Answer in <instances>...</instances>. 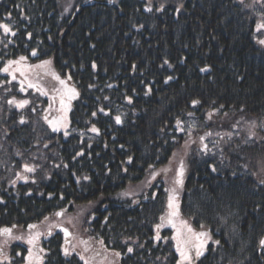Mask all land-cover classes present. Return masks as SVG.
Here are the masks:
<instances>
[{
    "label": "trees",
    "instance_id": "obj_1",
    "mask_svg": "<svg viewBox=\"0 0 264 264\" xmlns=\"http://www.w3.org/2000/svg\"><path fill=\"white\" fill-rule=\"evenodd\" d=\"M63 2L0 0V25L11 29L0 27V230L11 229L0 238L39 234L38 251L40 234L63 213L67 226L89 228L92 240L119 250L121 264H177L172 241L154 238L168 210V183L161 174L150 180L167 165L176 174L189 147L177 197L181 236L191 235L186 227L205 228L219 241L197 264H264V176L256 170L264 140L254 137L264 128L253 137L246 129L264 121V7L251 0H75L62 14ZM21 55L49 60L76 88L67 136L43 117L56 100L52 78L38 76L46 93L22 91L2 72ZM23 99L30 104L18 107ZM225 131L233 136L226 145L214 140L206 151L194 142ZM25 165L34 171L23 179ZM45 248L47 258H63L58 245Z\"/></svg>",
    "mask_w": 264,
    "mask_h": 264
},
{
    "label": "rangeland",
    "instance_id": "obj_2",
    "mask_svg": "<svg viewBox=\"0 0 264 264\" xmlns=\"http://www.w3.org/2000/svg\"><path fill=\"white\" fill-rule=\"evenodd\" d=\"M253 4H255L256 9H261V6L264 7V0H251ZM75 0H64L62 3V14H67L70 9L72 8ZM259 15V21H258V29H264L259 27L260 25H264V13H258ZM35 53V55H33ZM31 56H36V51L31 52ZM24 57V60H21L20 58ZM9 61H14L17 63L9 64ZM6 65H4V68H8V71L5 72L2 69L3 73H6L10 76L11 80H16L19 83V88L22 91L33 89L36 92H44L46 93L48 86L47 84L43 83L41 80L38 79L39 75H44L47 78H52L54 82V86H52L51 90L54 94V97L56 98L54 108L46 107V109L43 111V114L45 117L46 122L48 123L49 127L54 131L55 133H64L65 136H67L65 133H69V127H70V112L72 109V103L77 97V90L74 87V85L69 81L67 78L63 77L57 70H54L51 67L49 60H34L28 55H21L17 58L10 59ZM47 62V63H45ZM59 77V79H56V77ZM15 77V78H13ZM35 77V78H34ZM63 80L64 83H60V81ZM29 84L33 85V87H29ZM52 85V84H51ZM74 90V92H73ZM14 101V100H12ZM21 101H27L24 105L30 104V99H23ZM21 101H19L17 104H19ZM52 123H49V122ZM54 125L58 130H54ZM250 125V124H249ZM247 125V135L250 137L254 136L253 129L256 128H264V121H261L258 123V125H254V122H252V125ZM193 130V127L191 128ZM232 134L229 132H209L207 135L201 136L200 134L197 136H194V142L198 143L203 150H211L212 143L215 142L214 140L220 141L221 145H226L231 142L232 140ZM259 139L264 140V133H260L257 136ZM183 152V178L179 175L180 170L176 172L173 176L170 177V172L173 170V166L167 165L163 166L161 169H157L152 173L150 182L156 183L158 175H164L166 177L167 183H168V189H167V206L168 210L166 214L163 215L161 221H160V227L161 229H170L171 233L170 235H164L162 232H159L158 227L155 228L156 232L154 235V238L157 239V235H159L160 238L163 237V239L166 241L170 239L172 241L173 247L175 248L177 254H178V263L177 264H197V260L194 258H191L190 260H182L181 252L178 251V247L186 252L189 255L188 248L190 247L189 243L194 244L195 246L199 245L202 241L206 240V243L204 244V247L206 248L209 243L218 241L215 240L211 234V232L207 231L205 228L196 230L192 227H186L184 228L186 230V234L189 232V228H191V232H189L190 236H188L187 239L183 240L180 232V228L184 227V217L182 215L179 203L177 201V197L181 194L183 190V182L185 179V176L187 175L188 171V155H189V147H185L182 149ZM30 168H33L30 165H27ZM34 169V168H33ZM23 171L19 172V176L23 177V179H26L27 174L29 171L26 170L25 166L22 169ZM256 170L258 177L264 176V157H260L256 161ZM32 172V171H31ZM170 178V179H169ZM178 179H182V184H178L176 181ZM170 197H174L173 205L174 207H169V200ZM173 212L175 214L173 215ZM158 226V225H157ZM198 233H207L206 237H200L199 239L195 234ZM210 237V238H209ZM264 239V238H263ZM264 246V245H262ZM190 256V255H189ZM17 264H22L20 261L17 262Z\"/></svg>",
    "mask_w": 264,
    "mask_h": 264
},
{
    "label": "flooded vegetation",
    "instance_id": "obj_3",
    "mask_svg": "<svg viewBox=\"0 0 264 264\" xmlns=\"http://www.w3.org/2000/svg\"><path fill=\"white\" fill-rule=\"evenodd\" d=\"M67 221L63 218V213L59 215V219L54 223V227L47 234H40L42 236L41 243H39L38 251L36 246V239L33 238H11L10 235L1 234V243L3 244V251L0 255V264H121V255L119 250H113L110 247H102V245L92 240L90 233H93L91 229L83 228L81 225L71 224L67 226ZM63 227H67L71 231V236L66 238L65 234L61 231ZM32 239L33 242L29 243ZM18 245L19 248L15 249L13 245ZM50 245L59 246V254L63 258L51 260L47 258V254L50 251H46V248ZM31 249V256L29 254ZM65 249L68 250L69 254H65ZM196 246L192 244L188 248L189 255L192 254L194 259L197 257ZM37 251V252H36ZM117 253L119 255H117ZM118 256L112 258L113 255Z\"/></svg>",
    "mask_w": 264,
    "mask_h": 264
},
{
    "label": "snow or ice",
    "instance_id": "obj_4",
    "mask_svg": "<svg viewBox=\"0 0 264 264\" xmlns=\"http://www.w3.org/2000/svg\"><path fill=\"white\" fill-rule=\"evenodd\" d=\"M148 10L150 11L151 9H148ZM0 27H2V28L4 29L5 33H8V32L11 31V29L9 28V26L6 25V24H5V25H0ZM259 27L264 28V25H260ZM259 43L264 44V40L259 41ZM33 55H35V53H33ZM20 59H21V60H24L25 58H24V57H21ZM12 63H17V62L9 61V64H12ZM45 63H47V62H45ZM3 71L7 72V71H8V68H7V67L4 68ZM202 71H204V69H202ZM13 78H15V77H13ZM56 79H59V77L57 76ZM169 79H171V77H169ZM60 83L63 84L64 81L61 80ZM29 87H33V85L29 84ZM149 91H150V89H149ZM73 92H74V90H73ZM10 103H15V102H14V101H10ZM26 103H28V102H27V101H21V102L18 104V107H23ZM193 103L195 104V103H197V101H193ZM94 115H95V113H94ZM116 120H117V123H119V122H120V117H116ZM49 123H52V122L50 121ZM54 130H58V129L55 127V125H54ZM92 131L96 132V131H98V129L93 128ZM65 134L67 135V133H65ZM129 160H131V158H129ZM25 168H26V170L29 171V172L34 171L33 168H30V167H28L27 165H25ZM179 175L182 177V175H183V167H181V170H180ZM85 179H87V177H85ZM176 182H177L178 184H182V179H178ZM262 182H264V181H262ZM173 200H174V197H170V200H169V207H170V208L174 207L173 202H172ZM174 214H175V212H173V215H174ZM57 215H60V213H57ZM29 227H30V228H35V225H29ZM157 227L159 228L160 226L158 225ZM188 230H189V232L192 231L191 228H189ZM64 231H65V233L67 234V230L65 229ZM0 232H3V233H11V229H3V230H0ZM38 235H39V234H37V237H34L33 239L38 238ZM195 235H196L197 238L199 239L200 237H206V236H207V233H198V234H195ZM159 238H160L159 235H157V239H159ZM209 238H210V237H209ZM32 242H33V240L30 239V240H29V243H32ZM205 243H206V240H205V241H202L199 245L196 246L197 250H196L195 255H196L197 257L202 256V255L204 254V253H203V248H204V244H205ZM215 243L219 244V241H216ZM260 244H261V245H264V239H262V240L260 241ZM128 251L131 252L132 249L129 248ZM178 251L181 252L182 260H190V259H191V257H190L186 252H184L183 250H181L179 247H178ZM29 254H30V256H31V249H29ZM65 254H66V255L69 254L67 249H65ZM117 255H119V254L117 253Z\"/></svg>",
    "mask_w": 264,
    "mask_h": 264
},
{
    "label": "water",
    "instance_id": "obj_5",
    "mask_svg": "<svg viewBox=\"0 0 264 264\" xmlns=\"http://www.w3.org/2000/svg\"><path fill=\"white\" fill-rule=\"evenodd\" d=\"M65 229H66V228L63 229V232H64V233H65V231H64ZM66 230H67V234L65 233V236H66V237H70V234H71V233L68 231V229H66Z\"/></svg>",
    "mask_w": 264,
    "mask_h": 264
}]
</instances>
